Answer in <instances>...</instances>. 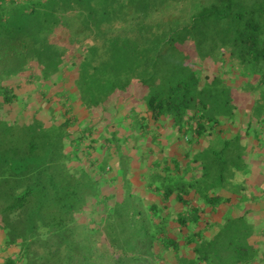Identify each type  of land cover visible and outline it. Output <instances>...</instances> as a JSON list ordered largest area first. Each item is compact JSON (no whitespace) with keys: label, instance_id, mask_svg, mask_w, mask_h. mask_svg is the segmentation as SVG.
<instances>
[{"label":"trees","instance_id":"obj_1","mask_svg":"<svg viewBox=\"0 0 264 264\" xmlns=\"http://www.w3.org/2000/svg\"><path fill=\"white\" fill-rule=\"evenodd\" d=\"M262 151L264 0L0 1V264H264Z\"/></svg>","mask_w":264,"mask_h":264},{"label":"rangeland","instance_id":"obj_2","mask_svg":"<svg viewBox=\"0 0 264 264\" xmlns=\"http://www.w3.org/2000/svg\"><path fill=\"white\" fill-rule=\"evenodd\" d=\"M75 56H78L77 58H80V54L77 52L76 54H75ZM76 71V68H74V67H72V68H70V71L68 72V73H66L64 76H63V80H62V82L60 83V81H59V83H60V87H61V89L60 90H62V89H67L68 87H69V84H71L72 82H73V79H74V72ZM23 81H26V79H24V78H17V79H15V83H17L18 85L19 84H21V82H23ZM64 85V86H63ZM31 86V85H30ZM44 85H42V87H43ZM41 87V88H42ZM58 88H50V92H51V94H53L54 92H55V90H57ZM67 90H69V89H67ZM28 91H31V92H33V94L34 95H38V91L37 90H33V86L32 87H29V86H25V85H23V88H22V90L20 91V93L21 92H24L23 94H21V97L22 96H26L28 93ZM59 92V91H58ZM61 93V92H60ZM62 98V97H61ZM56 99V98H55ZM54 99V100H55ZM60 99V98H59ZM74 103H76V102H74ZM142 108L144 109V106H142ZM19 110V109H18ZM70 115H71V117H72V119H74V120H72L73 121V123H75L76 122V120L75 119H79V120H81V126L82 127H84V126H86L88 123H94V122H96V119H97V117H100V113H101V111H98V110H96V111H94L92 114H90V113H88V112H86L85 110H80L79 109V106L77 105V104H75V109L74 110H70ZM21 117H24V118H26V119H28V113L27 112H25L24 110H21V115H18V118H19V120H20V118ZM30 117V116H29ZM17 119V118H16ZM23 119V118H22ZM17 122H18V120H17ZM128 124H129V122H128ZM118 130H119V128H118ZM127 132V131H126ZM165 136V135H164ZM169 137L170 136H167V139H169ZM252 139V138H251ZM251 142V141H250ZM254 142V141H253ZM254 144V146H258L256 143H253ZM170 146V145H169ZM127 146H125V149L124 148H122L123 150H127ZM171 151V154H173V155H175V156H179L178 155V151L177 150H175L174 149V147L173 146H170V148H169ZM122 150V151H123ZM264 151H262V153H263ZM97 153H99V154H105V151L104 150H102L101 148L100 149H98V151H97ZM261 153V156L259 157L260 159H258V161H263L264 162V153L262 154ZM126 159H124V161H125ZM127 161H129V160H127ZM148 163L149 162H144V163H142V162H140V161H137V160H135V162H134V164L132 165V171H131V173H130V175H132V177H133V181L135 182H138V180H139V177H140V173H144V177L146 178V175H147V170H146V166L148 165ZM254 168H256L257 167V165H254L253 166ZM262 169H263V167L262 168H259L258 169V171L260 172V174H258V177L257 178H255L256 179V183L255 184H251L250 185V190L252 191V192H254V191H259V189H261L260 188V185H262L263 184V181H264V175L261 173L262 172ZM106 177V176H105ZM245 178H247V176L245 175V174H241L240 176H239V178H236V181L237 182H242ZM105 179H107V180H105V181H108L109 182V180L110 179H108V178H105ZM143 184V182H141L140 183V185H142ZM237 184H239V183H237ZM102 185L103 186H107V183H105V182H102ZM262 190V189H261ZM261 190H260V192H261ZM95 202H96V200H95ZM250 209L251 210H254V212H250V214L248 215L249 216V219L252 221V222H256V223H258V224H264V195H263V193H260V199H259V201L258 202H256L254 205H252L251 207H250ZM97 214H99V216H100V213H96V215ZM98 215H97V217H96V220H98ZM250 222V221H249Z\"/></svg>","mask_w":264,"mask_h":264},{"label":"built area","instance_id":"obj_3","mask_svg":"<svg viewBox=\"0 0 264 264\" xmlns=\"http://www.w3.org/2000/svg\"><path fill=\"white\" fill-rule=\"evenodd\" d=\"M0 1H2V0H0Z\"/></svg>","mask_w":264,"mask_h":264}]
</instances>
